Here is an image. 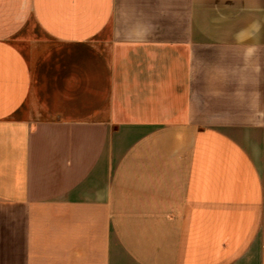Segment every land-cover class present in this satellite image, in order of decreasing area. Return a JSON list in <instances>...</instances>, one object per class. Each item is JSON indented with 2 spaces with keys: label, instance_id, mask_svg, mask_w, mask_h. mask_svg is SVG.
<instances>
[{
  "label": "crops",
  "instance_id": "0c3cea01",
  "mask_svg": "<svg viewBox=\"0 0 264 264\" xmlns=\"http://www.w3.org/2000/svg\"><path fill=\"white\" fill-rule=\"evenodd\" d=\"M0 264H264V0H0Z\"/></svg>",
  "mask_w": 264,
  "mask_h": 264
}]
</instances>
